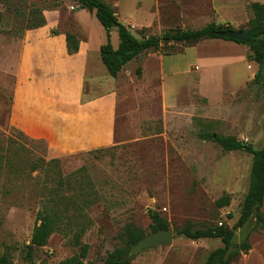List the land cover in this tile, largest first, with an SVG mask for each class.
Listing matches in <instances>:
<instances>
[{
	"label": "rangeland",
	"instance_id": "obj_1",
	"mask_svg": "<svg viewBox=\"0 0 264 264\" xmlns=\"http://www.w3.org/2000/svg\"><path fill=\"white\" fill-rule=\"evenodd\" d=\"M105 1L111 4L117 0ZM120 1L118 8L111 4L120 21L147 24L148 6L153 0H140L138 9L133 0ZM251 1L264 2L158 0L159 13L152 27L143 33L194 29L210 21L244 29L252 18ZM32 8L37 9L34 14L29 12ZM40 14H46L45 24L56 30L85 38L91 67L98 60L89 94L105 97L111 89L116 92L108 144L50 156L44 139L23 132L24 136L10 124L14 85L11 64L17 53L12 46L18 44L33 15ZM130 27L140 36L142 27ZM109 40L114 48L118 46L114 27L109 31ZM106 41V30L94 11L79 8L74 0H0V153L11 155L18 149L19 153L13 155L18 163L38 156L58 157L66 179L85 178L86 186L96 191L97 201L86 209L90 224L81 237V242L88 245L84 264H101L108 252L123 246L121 235L126 225L150 234V209L158 211L173 228V241L132 255L130 264H204L208 252L222 244L220 238L192 240L175 230L186 222L194 228L220 225L219 222L232 226L248 189L252 156L243 150L225 151L199 134L207 129L233 135L257 148L264 144V85L252 82L258 64L246 55L241 61L240 52L231 51L222 38L200 40L187 49L185 43H174L172 49L184 50L165 56L161 89L157 64L147 60V53L153 50L127 62L112 77L99 57V46ZM244 46L246 54L248 48ZM190 63L193 69L198 64V72L184 71ZM137 67H142L140 76L136 74ZM182 68L183 72L172 73ZM29 168L27 164L20 165L16 172L0 170V253H8L11 264H52L71 256L79 246L71 243V231H55L46 245L34 249L32 260L25 257V245L39 207L34 182L40 176ZM225 193L230 203L217 207L216 199ZM253 222L251 216L234 231L232 248L245 238ZM263 231L248 238L250 249L253 241L259 240L254 264H264ZM239 258L229 264H236Z\"/></svg>",
	"mask_w": 264,
	"mask_h": 264
},
{
	"label": "trees",
	"instance_id": "obj_2",
	"mask_svg": "<svg viewBox=\"0 0 264 264\" xmlns=\"http://www.w3.org/2000/svg\"><path fill=\"white\" fill-rule=\"evenodd\" d=\"M79 8L94 11L98 22L107 33V41L99 46V54L109 75L116 77L123 66L148 50H160L162 53H175L179 50L172 49L174 43L194 44L200 40L211 38H222L236 43L246 45L248 50L246 57L255 61L258 68L253 75L252 82L261 81L264 85V2L251 1L249 8L252 12L248 28L250 39L248 41L236 40L231 37L217 35L216 30L234 28L228 23L208 22L206 25L194 29L171 28L161 34H144L145 28H141L140 36L135 35L129 25L118 19L114 7L105 0H74ZM37 9L32 8L29 12L34 14ZM33 21L28 28L40 27L45 24L44 15H33ZM116 28L119 43L116 48L109 40V31ZM51 34H58V30L52 29ZM67 52L75 53L79 49V39L71 32H65ZM141 67L136 68V74L141 75ZM22 135L25 134L19 131ZM199 136L217 142L223 150H243L252 156L249 185L243 198L240 214L232 226L221 223L220 225L207 226L205 228H194L191 222H186L176 228V234L185 238L198 240L201 238H220L221 245L213 248L207 254L204 264H229L233 259H238L246 254L251 247L249 236L254 232L264 230V144L257 148L251 143L238 139L233 135L203 129ZM13 154L0 153V170L7 168L16 172L20 165H27L31 171L37 170L40 176L36 187L39 207L36 211L35 224L30 233L28 243L25 245V257L32 260L36 247L47 244L49 236L55 232L71 231V243L79 246V250L64 259L52 264H84L83 259L87 255L88 245L81 242V237L90 224L86 209L97 201L96 191L86 186L85 178L66 179L62 175L60 158L52 157L45 159L38 156L26 163H18L13 155L19 153L18 149ZM217 207H223L230 203L229 194L221 195L215 201ZM151 218L152 232L165 229L167 220L158 211H148ZM254 217V222L245 238L235 248H232L234 231ZM146 235L143 229L130 225L124 227L121 239L124 245L116 247L108 252L101 264H130L131 256H126L129 248L140 238ZM0 264H11L8 253H0ZM47 264V263H40Z\"/></svg>",
	"mask_w": 264,
	"mask_h": 264
},
{
	"label": "crops",
	"instance_id": "obj_3",
	"mask_svg": "<svg viewBox=\"0 0 264 264\" xmlns=\"http://www.w3.org/2000/svg\"><path fill=\"white\" fill-rule=\"evenodd\" d=\"M157 1L153 0L148 6L147 24L137 25L132 21L126 24L140 28L152 27L159 13ZM112 3L115 8H118L121 1ZM133 5L138 9L142 2L133 0ZM153 6L156 7L154 11L150 10ZM117 16L119 19L118 13ZM46 18L48 20L47 16ZM52 29L55 28L48 23L40 27L28 28L18 44L12 46L17 53L11 64L14 85L9 106V122L28 136L44 139L50 156L106 145L111 141L116 92L111 89L105 97L90 95L89 91L93 88L92 73L98 60L91 67V57L85 47V38H79L78 51L69 54L65 31L58 30V34H51ZM223 42L229 44L231 51H239L240 60L244 61L246 54L243 44L231 40ZM194 44L187 45L184 49L193 47ZM184 49L175 53H162L160 50H150L151 52L147 53V60H154L157 64L155 69L160 73L161 89L165 56L182 53ZM197 67L198 64H195L193 69L190 63L184 71L186 73L196 71ZM179 72H183V68L174 70L172 73ZM258 241H253L252 248L248 253L243 254L236 264L255 263L253 254ZM262 243L264 247V241Z\"/></svg>",
	"mask_w": 264,
	"mask_h": 264
},
{
	"label": "water",
	"instance_id": "obj_4",
	"mask_svg": "<svg viewBox=\"0 0 264 264\" xmlns=\"http://www.w3.org/2000/svg\"><path fill=\"white\" fill-rule=\"evenodd\" d=\"M215 33L221 36L231 37L236 40L248 41L250 39L249 28L244 29H221L216 30ZM174 232L172 227H167L165 229H160L151 232L148 235L140 238L137 242L132 244L126 253V256L130 257L132 255L138 254L146 249L152 248L156 245H167L173 241Z\"/></svg>",
	"mask_w": 264,
	"mask_h": 264
},
{
	"label": "built area",
	"instance_id": "obj_5",
	"mask_svg": "<svg viewBox=\"0 0 264 264\" xmlns=\"http://www.w3.org/2000/svg\"><path fill=\"white\" fill-rule=\"evenodd\" d=\"M219 224H221V222H219Z\"/></svg>",
	"mask_w": 264,
	"mask_h": 264
}]
</instances>
